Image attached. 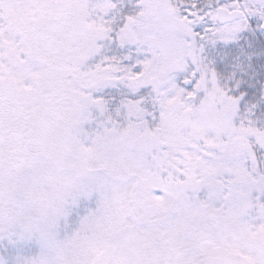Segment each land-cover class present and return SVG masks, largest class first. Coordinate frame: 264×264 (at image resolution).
Masks as SVG:
<instances>
[{"label": "snow or ice", "instance_id": "obj_1", "mask_svg": "<svg viewBox=\"0 0 264 264\" xmlns=\"http://www.w3.org/2000/svg\"><path fill=\"white\" fill-rule=\"evenodd\" d=\"M0 264H264V0H0Z\"/></svg>", "mask_w": 264, "mask_h": 264}]
</instances>
